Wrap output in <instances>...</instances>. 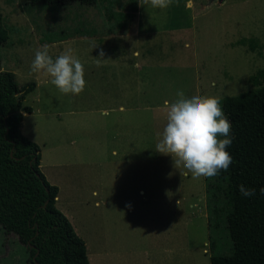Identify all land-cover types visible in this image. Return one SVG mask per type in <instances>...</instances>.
<instances>
[{"label": "rangeland", "instance_id": "374dc122", "mask_svg": "<svg viewBox=\"0 0 264 264\" xmlns=\"http://www.w3.org/2000/svg\"><path fill=\"white\" fill-rule=\"evenodd\" d=\"M137 1L128 33L112 36L99 4L0 0L8 34L1 68L19 85H36L23 102L32 109L23 130L38 142L43 170L62 179L60 206L89 264H209L213 251L232 250L226 203L210 242L204 177L185 176L156 152L164 104L178 91L221 102L255 88L249 79L264 69V0H172L163 10ZM44 45L54 60L72 49L84 66L83 93L63 94L50 76L31 71ZM0 264H28L23 244L1 228Z\"/></svg>", "mask_w": 264, "mask_h": 264}, {"label": "trees", "instance_id": "16d2710c", "mask_svg": "<svg viewBox=\"0 0 264 264\" xmlns=\"http://www.w3.org/2000/svg\"><path fill=\"white\" fill-rule=\"evenodd\" d=\"M23 2L30 6L99 4L110 35L127 34L138 12L137 0L129 5L121 0ZM7 40L0 13V47ZM249 80L253 90L220 102L231 123L232 144L226 150L233 163L215 177H204L206 207L211 242L216 214L226 203L223 214L232 250L228 255L213 251L209 264H264V69ZM35 87L34 82L19 85L14 73L2 70L0 59V228L23 244L28 264H89L85 242L55 206L58 189L41 172L39 146L20 130L23 114L32 112L23 101ZM241 186L254 189V195L243 196Z\"/></svg>", "mask_w": 264, "mask_h": 264}, {"label": "clouds", "instance_id": "9594fccd", "mask_svg": "<svg viewBox=\"0 0 264 264\" xmlns=\"http://www.w3.org/2000/svg\"><path fill=\"white\" fill-rule=\"evenodd\" d=\"M151 7L166 9L172 0H144ZM98 47L94 46L93 48ZM95 59L97 66L103 59ZM33 73L43 72L51 77V83L63 94L78 96L86 87L85 70L81 61L67 49L53 59L47 45L35 52L31 64ZM175 102L165 101L167 123L162 139L156 144V152L171 156L174 167L185 169L184 175L193 178H212L227 171L233 163L226 150L232 144L231 123L222 110L220 98L195 95L186 98L183 91H178ZM243 196L254 195V189L240 187ZM264 194V188L261 189Z\"/></svg>", "mask_w": 264, "mask_h": 264}, {"label": "crops", "instance_id": "0c3cea01", "mask_svg": "<svg viewBox=\"0 0 264 264\" xmlns=\"http://www.w3.org/2000/svg\"><path fill=\"white\" fill-rule=\"evenodd\" d=\"M126 35V34H125ZM112 36H114V35H112ZM49 46H51V44L49 45ZM113 61H114V63H112V64H115V60L114 59H112ZM36 88V87H35ZM34 91H35V89H34ZM33 91V92H34ZM32 93V92H31ZM30 93V94H31ZM28 96V95H27ZM26 99V98H25ZM25 101V100H24ZM23 101V102H24ZM23 106H24V104H23ZM120 109H121V107H120ZM32 113V112H31ZM31 113L30 114H23V120H22V122H21V127H20V130H21V133L25 136V137H27V138H29L31 141H33V142H35V143H37L38 144V142L35 140V138H33L32 136H29V135H27V134H25L24 133V130H23V124H24V121H25V117H27V116H30L31 115ZM58 122H60V121H58ZM40 161H41V159H40ZM52 166V168H60L61 167V164H59V163H53V164H51ZM40 166H41V170H42V172H43V175L45 176V178H46V180L51 184V185H54V186H56L57 187V189H58V192H57V196H56V199H55V206H56V208L61 212V213H63L65 216H66V218L69 220V222H70V219H69V216H68V214H67V212H66V208H65V206L63 205V206H60V202L62 201V197H61V194H62V189H63V182H62V179L61 178H56V174H49V173H47V172H45L44 170H43V168H42V165L40 164ZM52 172V171H51ZM67 184H65V186H66ZM68 186L69 187H71V188H74V184H72V182H71V184H68ZM76 188H77V186H76ZM68 189H70V188H68ZM80 198V197H79ZM78 198V199H79ZM72 200H74V197L73 198H71ZM97 204V203H96ZM73 227V226H72ZM73 229H74V231H75V228L73 227ZM94 236L96 237V234H97V229H94ZM77 234V233H76ZM100 235V238H99V236H98V234H97V237H98V239L99 240H101V237L102 236H104V233L102 232V231H100V233H99ZM87 248V247H86ZM94 256H93V258H96L97 256H99L100 254H98L97 253V249L95 250V253L93 254Z\"/></svg>", "mask_w": 264, "mask_h": 264}]
</instances>
